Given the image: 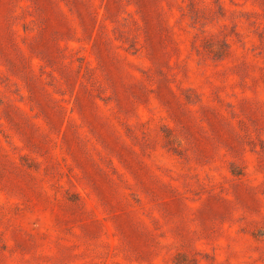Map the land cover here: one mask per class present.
I'll use <instances>...</instances> for the list:
<instances>
[{
    "label": "rangeland",
    "instance_id": "1",
    "mask_svg": "<svg viewBox=\"0 0 264 264\" xmlns=\"http://www.w3.org/2000/svg\"><path fill=\"white\" fill-rule=\"evenodd\" d=\"M0 264H264V0H0Z\"/></svg>",
    "mask_w": 264,
    "mask_h": 264
}]
</instances>
